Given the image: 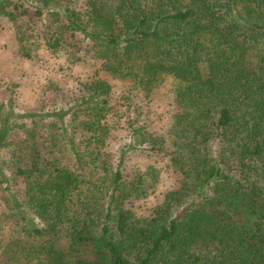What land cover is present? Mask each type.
I'll list each match as a JSON object with an SVG mask.
<instances>
[{"label":"trees","instance_id":"1","mask_svg":"<svg viewBox=\"0 0 264 264\" xmlns=\"http://www.w3.org/2000/svg\"><path fill=\"white\" fill-rule=\"evenodd\" d=\"M34 3L0 0L19 51L69 63L91 53L130 80L129 146L168 154L178 186L143 214L127 206L160 171L127 180L123 156L106 159L117 114L106 80L86 85L70 117L1 103L0 264H264V0ZM168 77L177 111L160 135L140 123L132 94L149 97Z\"/></svg>","mask_w":264,"mask_h":264},{"label":"rangeland","instance_id":"2","mask_svg":"<svg viewBox=\"0 0 264 264\" xmlns=\"http://www.w3.org/2000/svg\"><path fill=\"white\" fill-rule=\"evenodd\" d=\"M72 1L78 8L86 6V0ZM23 2L27 7L31 6V2L35 4L34 0ZM94 79H103L111 84V101L117 112L110 118V124L115 125V129L104 148L106 159L113 163L123 156L122 171L127 180L152 168L160 171L158 179L144 176L148 189L143 198L127 201V206L143 214L151 206L163 202L168 190L177 188L179 176L172 169L168 154L153 150L149 144L135 148L129 146L130 140H133L129 120L136 118L137 112L128 109L122 96L129 90L130 80L115 78L105 72L101 62L91 53H85L77 63H69L63 54L56 56L46 48H41L35 49L32 58H28L19 51L13 23L4 17L0 19V104L11 103L20 114L68 109L70 117L74 111L70 109L75 101ZM172 88L173 79L168 77L149 97L139 91L132 94L134 102L142 110L140 123L147 122V129L152 133L165 135L172 125L173 115L177 111ZM3 158L6 172L10 174L11 165L5 152ZM9 188L21 200L26 199L25 183L21 179L12 178ZM2 208L3 203L0 201V213Z\"/></svg>","mask_w":264,"mask_h":264}]
</instances>
